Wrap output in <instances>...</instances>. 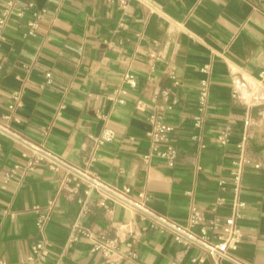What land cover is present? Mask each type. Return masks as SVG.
<instances>
[{"label":"crops","instance_id":"obj_1","mask_svg":"<svg viewBox=\"0 0 264 264\" xmlns=\"http://www.w3.org/2000/svg\"><path fill=\"white\" fill-rule=\"evenodd\" d=\"M7 1L0 0V14ZM28 1L17 0L3 30L0 121L69 163L87 165L106 182L130 187L133 196L144 193L152 210L184 224L190 204L209 209L218 196L232 197L230 170L243 121L250 116L252 136L245 151L259 166H248L242 176L245 207L235 254L249 264H264V145L259 140L264 0H129L125 5L119 0H32L36 8L48 7L37 19L25 8ZM30 21L37 27L25 36ZM201 80L208 84L209 102L202 127L195 129ZM16 89L22 103L10 109ZM152 113L172 126L174 166L145 158ZM105 127L114 136L98 143L95 138ZM224 129L227 144L217 137ZM198 131L204 146L191 138ZM31 154L0 134V260L29 256L39 236L32 207L38 204L45 212L51 204L46 230L51 247L40 264H101V253L90 249L87 238L65 242L85 186L62 187L64 170H52L44 161L26 169ZM90 197L97 201L96 193ZM95 202L84 218L95 234L114 236L120 223L138 232L137 255L127 256L126 245L120 244L124 257L119 264H215L201 249L186 248L171 233L147 227V220L128 208L109 210ZM227 209L228 204L221 208Z\"/></svg>","mask_w":264,"mask_h":264},{"label":"built area","instance_id":"obj_2","mask_svg":"<svg viewBox=\"0 0 264 264\" xmlns=\"http://www.w3.org/2000/svg\"><path fill=\"white\" fill-rule=\"evenodd\" d=\"M122 4H127L129 0H119ZM144 2L145 0H139ZM17 0H8L0 14V44L3 40V30L8 16L13 11V6ZM26 9L31 11L34 19L40 18L48 11L47 6L36 8L32 0L26 4ZM19 11L18 14H21ZM30 29L23 32V35H34V29L37 27L36 21L27 23ZM130 77V76H129ZM166 93V92H164ZM208 84L205 80H201L198 94L196 113L193 115V127L199 129L203 125V114L209 102ZM236 92L233 93L235 95ZM12 102L8 104L10 109L22 103V94L19 89L12 92ZM161 109H163L161 107ZM259 116L264 118V112L260 111ZM6 120L10 118L8 114L2 116ZM149 120L152 123V129L147 133L150 139V149L145 155V158H158L164 161L168 166H174L176 163L177 149L171 143L168 133L172 126L164 121L160 113H152L149 115ZM253 124L250 116L245 117L243 121L244 131L240 139L236 143L238 148L237 158L234 161V166L230 170L231 175V191L232 197L227 201L224 197L218 196L215 199L214 205L209 209H204L197 204H190L188 207L186 223H180L170 217L159 214L152 210L147 204V197L144 193H139L138 197L133 196L130 187L116 186L106 182L96 171L89 169L86 166H75L65 160L57 153L49 150L43 145H34L25 138L10 122L0 121V134L21 143L28 147L32 154L26 162V169L34 168L35 163L44 161L52 170L63 169L61 186L72 183V190L76 191L83 184L85 186V196L78 198V208L71 225L70 231L66 238V245H71L79 237H85L90 241V249L99 251L102 255L101 264H119L124 257L119 250L120 244L127 247V256L135 257L137 251L135 241L138 232L129 228V223H120L116 226L119 233L114 236L106 234H95L94 231L84 223V218L90 212L93 201L90 197L92 192L97 194L95 204L101 205L106 209H111L113 205H120L128 208L134 214H137L141 220H147V227L153 228L157 232H169L173 239L182 244L186 248L196 247L208 254L215 264L219 261L226 260L232 264H249L240 259L235 250L242 238V231L238 224V219L241 216V210L245 207V201L241 197L242 176L248 166L258 167V163H253L247 156L245 148L248 139L252 136L248 131L249 126ZM114 132L111 128L105 127L101 134L96 137L98 143L109 141L113 138ZM218 139L224 143H228L229 131L224 129L217 135ZM192 140L200 142L201 135L194 132L191 135ZM260 143L264 145V119L262 122V133L259 137ZM201 146H204L201 143ZM11 174L7 173V180ZM5 185H2L4 187ZM228 204L227 211H222L221 208ZM51 204L46 207V211H41V206L36 204L32 207L35 214L36 225L39 232L38 238L31 244L29 256L25 259L15 262H6L0 260V264H40L44 262L49 255L51 241L47 237V224ZM192 261L199 263L200 258L193 257ZM83 264V263H79Z\"/></svg>","mask_w":264,"mask_h":264}]
</instances>
